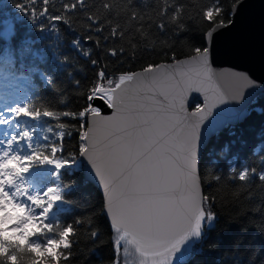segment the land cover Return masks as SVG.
<instances>
[{"label":"snow or ice","instance_id":"6c2138e0","mask_svg":"<svg viewBox=\"0 0 264 264\" xmlns=\"http://www.w3.org/2000/svg\"><path fill=\"white\" fill-rule=\"evenodd\" d=\"M49 2L50 0H41L45 6ZM146 2L147 0H140L141 4ZM29 3L35 5L37 0H29ZM125 3L129 14L127 27H121L118 22L114 24L112 15L101 20L85 12L88 7L86 0H65L63 9H79L87 15L90 27L100 33V39L106 42L110 38L124 40L139 33L140 40L148 43L150 35L144 29L150 28L151 24L144 23V15L138 16L133 0H125ZM158 3L162 4L157 13L161 19L155 26L161 33L171 31L179 35L188 30L186 20L189 17L184 11L183 3L179 0H173L172 3L169 0H158ZM214 3L219 5L215 10L209 8L203 13V19L209 22L214 20V16L219 17L214 23H210L211 31L206 33V39L218 28L228 26L225 17L229 22L235 19L242 0H230L231 8L228 10L224 9L220 0H214ZM8 6L19 9L24 14H18L16 20L29 19L33 30L42 34L41 40L45 33L57 39L56 46L52 48L54 67L51 72L39 67L24 71L23 53L32 51L31 45L37 42L35 40L23 39L19 48H0V89L14 86L28 96L23 104L0 111V126L12 127L13 121L21 117L33 121L48 118L56 123L47 127L46 131L51 135L43 136L44 143L36 142L34 134L26 127L18 135L6 133L0 139V264H18L20 254L23 253L32 257L31 264H59L61 258L69 260L72 253L62 249H71L77 243L74 239L77 229L73 224L80 225L83 221L80 217H75L72 222H68L63 214H70L75 205V201L69 198L73 185L68 177H75L78 170H86L102 188L106 214L110 217L115 237L112 264H129L130 247L141 258L140 264H146L149 257L160 258L159 261L153 259L152 264H187V258L201 254L203 249L196 246L204 243L207 233L215 228L219 220L212 207L215 198L205 195L201 190L199 129L205 117L196 120L191 117H196L203 109L198 108L185 117L169 114L164 109L145 110V105L137 102L135 97H125L123 94L127 89L122 86L131 84L139 74H121L114 81L103 70L97 72L86 100L100 101L113 110L112 115L104 116L101 108L94 103H88L79 112L54 108L50 98L41 93L34 96L29 94V89L34 86V76L28 73L38 76L46 90L59 93L65 73L79 89L80 81L69 70L74 65L67 55L60 54V38L55 27L46 29L42 20L36 19L35 7L29 11L24 0H9V4L4 7ZM102 6L110 13L114 8L108 2H104ZM48 12L49 9L43 7L39 15L48 21L63 18L60 15H46ZM115 15L119 16L118 10ZM133 21L137 22L135 26L132 25ZM105 25L110 27L106 28ZM0 26L3 27L0 37L5 41L17 38L18 32L13 19H9L3 11H0ZM105 32L108 34L103 35ZM100 39L96 41L98 46ZM72 46L82 55H90L82 49L79 39L74 40ZM131 46L135 48L136 43L131 42ZM108 51L115 57L123 55L124 50L121 47L119 51L115 48H109ZM17 52L21 54L19 63ZM194 52L196 55L191 59L210 71L209 48L195 47ZM40 60L46 63L47 57H40ZM91 63L95 65L98 61L93 59ZM164 67L149 66L144 71L152 73L157 68ZM58 76L61 79L58 80ZM236 78L248 84L255 83L246 75ZM105 82L110 87H105ZM166 99L161 94L158 102L164 103ZM40 105H44L43 110ZM227 115L230 120L237 118L230 110ZM62 117L80 122L78 131L81 143L76 152H65L62 143L65 133L56 131L57 128L64 129L68 126ZM181 119L187 122L177 127V122ZM227 122L225 119L213 120L208 124L206 132L209 135L216 134ZM94 125L103 129L100 139L95 136ZM15 127L22 128L19 123ZM227 152L228 148L225 146L222 154L226 155ZM253 155L259 161V168L246 160L237 165L234 157L229 162L227 179L244 182L243 186L249 188L264 187V143L253 149ZM214 178L217 181L221 179L220 175ZM248 198H253L251 192ZM256 210H264V193L260 194ZM86 227L90 238L99 243L98 229L90 221ZM260 228L264 231V224ZM7 233L13 235L9 236ZM33 237L39 238L32 239ZM229 261L230 264H264V249H245L241 252L237 246L230 254Z\"/></svg>","mask_w":264,"mask_h":264},{"label":"trees","instance_id":"16d2710c","mask_svg":"<svg viewBox=\"0 0 264 264\" xmlns=\"http://www.w3.org/2000/svg\"><path fill=\"white\" fill-rule=\"evenodd\" d=\"M29 11L35 7L37 10V20H42L47 29L54 26L59 33L60 54L67 55L74 67H70L72 76L80 81L79 89L72 83V80L65 73L62 76L59 93L51 92L45 89L43 82L35 74L28 73L34 76V86L29 89L30 95L41 93L45 97L50 98L52 106L59 110H68L79 112L86 107L88 103L86 95L88 89L92 86L96 79L97 72L105 71L115 81L121 74L146 69L149 66H156L165 62H174L184 57L195 54L194 48L207 47L206 33L210 29V23H214L219 17L214 16V20L209 22L203 19L204 11L212 8L215 10L216 5L214 0H179L184 4V11L189 17L186 24L189 25L187 31L181 32L179 35L168 31L166 34L161 33L156 28V23L161 17L158 16V10L162 6L158 0H147L146 4H141L140 0H133V5L136 8L138 16L144 15V23L151 24L150 28H145L150 39L148 43L140 40L138 33L134 37H128L124 40L119 38H110L107 42L100 39L101 34L96 33L90 27L91 22L88 21L87 15L80 12L79 9L73 11H65L63 3L65 0H50L47 6L37 0L35 5L29 3V0H24ZM108 2L113 4L114 8L110 13L109 10L103 8V3ZM170 3L173 0H169ZM88 7L85 12L93 14L101 20L109 15L113 17V23H119L121 27H127L129 20L128 6L125 0H86ZM9 4V0H0V11L6 13L9 19H13L17 38L11 41H5L0 37V48L5 50L12 46L21 47L22 40L30 38L37 41L31 45L32 51L23 53L22 60L24 63V71L33 67H39L43 70L51 72L54 67V57L52 48L56 46V37L45 33L44 39L41 40V33L33 30V25L28 18L16 20L15 17L20 13L19 9H13L11 6L4 7ZM225 10L231 8L230 0H220ZM43 7H47L49 12L46 15H60L63 18L57 21H48L40 17L39 12ZM119 11V16H116V11ZM221 15H224L221 12ZM149 17L151 18L149 20ZM137 22L133 21L135 26ZM225 23H229L225 17ZM106 28L110 25H105ZM0 31L3 27L0 26ZM105 32L103 35H107ZM91 37V39H89ZM79 39L82 49L90 53L89 56H84L76 51L72 42ZM100 39L99 46L96 41ZM136 43V47L131 46V42ZM123 48V55L115 57L109 54V48H115L119 51ZM34 53L38 55H34ZM18 63L21 59L20 52H17ZM47 57V62L42 63L40 57ZM175 57V60H173ZM95 59L97 64H92ZM57 79H61L60 76ZM105 87H110L106 82ZM0 99L6 104V107H11L16 104H23L28 96L23 90L17 89L14 86L7 89H0ZM65 102H61V101ZM39 104V101L36 102ZM42 110L44 105H40ZM200 106L197 103L194 108ZM68 126L64 129H56L57 132H64L65 136L62 141L65 152H76L80 145L78 131L80 122L70 117L61 118ZM19 123L22 128L17 129L15 125ZM56 122L48 118H41L39 121H33L27 118H19L13 121V127L19 131L26 127L34 134L36 142L44 143L43 136L51 135L46 131L48 126L54 125ZM8 127V126H7ZM82 130V129H81ZM68 133H71L68 135ZM59 142V141H58ZM261 143H264V97L257 98L250 105V115L242 123L229 125L224 131L218 132L206 147L201 160V178L204 187L205 195L214 197L212 205L213 210L217 213L219 220L214 229L207 233V238L202 245L198 244L197 248H202L201 254H194L188 260L187 264H230L229 257L232 251L239 247L241 252L245 249H264V231H261L260 226L264 224V210L257 211L256 205L260 198V194L264 193V187H245L244 182L231 181L227 179L229 162L235 157L237 165L241 161L246 160L249 164L260 167L259 161L253 155V149ZM227 146L228 152L222 154ZM220 175L221 179L217 181L214 177ZM72 182L73 188L69 193V198L75 201L73 210L70 214H63L64 219L72 222L75 217H80L82 223L80 225L73 224L77 229V243L71 249L63 250L71 252L72 256L65 261L60 259L59 264H112L114 258L113 250V233L110 223L106 217L104 199L99 190L88 182L84 176L83 170H78L75 177H68ZM249 192L253 194V198L249 199ZM91 222L98 231L99 235L96 241L90 238L89 231L86 227L88 222ZM12 236V233H7ZM33 237L32 239H38ZM21 259L18 264H31L32 257L23 253L20 254ZM123 259V256L121 255ZM247 258L246 256L244 257Z\"/></svg>","mask_w":264,"mask_h":264},{"label":"water","instance_id":"95a60500","mask_svg":"<svg viewBox=\"0 0 264 264\" xmlns=\"http://www.w3.org/2000/svg\"><path fill=\"white\" fill-rule=\"evenodd\" d=\"M226 24L228 26L218 28L206 39L210 50V71H206L201 64L192 60L191 57L196 55L193 54L174 62L161 63L159 65L165 67L157 68L152 73L145 72V69L129 72L139 75L134 77L131 84L122 86L127 89L123 93L124 96L135 97L137 102L145 105V110L164 109L169 114L185 117L196 112L198 108L203 109L196 117H191L192 120L205 117L199 129L200 172L203 153L217 134L209 135L206 132L208 124L213 120H227L218 131L221 132L229 125L242 123L250 115V105L257 98L264 97V0H242L235 19ZM180 61L188 63H178ZM240 75H246L255 83L248 84L237 79ZM161 94L167 98L164 103L158 102ZM91 103L99 106L104 116L113 114V110L100 101ZM197 103L200 106L194 108ZM229 110L235 113L237 118L230 120L227 115ZM222 113L225 115L222 116ZM186 122L181 119L177 122V127ZM94 133L96 138L100 139L103 129L94 125ZM83 172L86 180L103 196L101 186L86 170ZM201 190L204 193L202 178ZM106 217L110 223V217L107 214ZM110 226L113 233L111 223ZM114 238L113 233V240ZM129 251V264H140L141 258L138 254L131 247ZM153 259L159 261L160 258L149 257L146 264H152Z\"/></svg>","mask_w":264,"mask_h":264},{"label":"rangeland","instance_id":"374dc122","mask_svg":"<svg viewBox=\"0 0 264 264\" xmlns=\"http://www.w3.org/2000/svg\"><path fill=\"white\" fill-rule=\"evenodd\" d=\"M4 109H5L4 106L0 103V110L3 111ZM6 133L11 135V134H17L18 131L13 126L12 127L0 126V139H3Z\"/></svg>","mask_w":264,"mask_h":264}]
</instances>
